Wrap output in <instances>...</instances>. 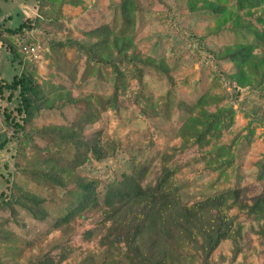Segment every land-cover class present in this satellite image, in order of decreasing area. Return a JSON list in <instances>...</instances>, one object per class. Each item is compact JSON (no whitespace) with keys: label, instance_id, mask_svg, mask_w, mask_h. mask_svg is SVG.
<instances>
[{"label":"rangeland","instance_id":"obj_1","mask_svg":"<svg viewBox=\"0 0 264 264\" xmlns=\"http://www.w3.org/2000/svg\"><path fill=\"white\" fill-rule=\"evenodd\" d=\"M26 1L32 5L30 9L24 8L29 17H25L12 1L1 3L5 13L16 8L10 27L17 28L21 23L28 26L12 39L25 59L37 65L38 81L46 89L54 90L59 85L67 87L74 97L83 99L80 106L84 111L79 112L78 108L69 105L43 110L34 120L33 129L42 133L47 142L61 139L53 129L59 125H74L87 134L102 130L106 137L120 142L121 149L115 157L102 162L92 161L80 169L84 176L101 179L99 190L103 191L108 183L123 173H130L132 158L141 159L158 170L161 154L169 151L171 146L181 145V138L176 134L188 125L189 112L178 103L193 106L203 94L210 93L216 96L209 106L210 111L233 105L236 114L232 124L224 120L221 136L212 137L210 145L204 148L192 145L176 155L174 161L180 168L176 182L181 188L183 202L192 204L214 193L217 188L234 185L243 188L242 198L248 202L264 193V181L256 178V163L264 154V3L259 0H247L241 4L238 0H137L135 26L126 32L132 36L131 51L143 58L163 60L174 83L172 85L161 71L146 68L144 94L139 100L140 86L136 79L128 78L120 84L123 85L119 91L120 110L101 112L103 97L110 96L113 91L108 74L110 69H103V77L99 78L100 68L96 65L91 74L81 80L86 67L85 57H80L75 47H63L61 42L68 38L87 41L86 33L92 29L101 25H120L119 15L111 5L121 0H83L81 6L62 0L53 3ZM213 3L221 5L224 10L212 12L210 5ZM0 30L4 31L1 25ZM239 44L255 46L251 58L222 60L218 57L226 48ZM25 46L37 47L38 57L24 53ZM249 59L251 65H246ZM0 64L3 66L1 80L11 82L13 76L22 71V66L5 47L0 52ZM243 65H246L251 86H237L230 78ZM74 68L77 72L73 80ZM170 89L174 107L168 109L162 97ZM9 95L7 91L4 98L0 97V142L9 140L0 150V202L8 197L12 184L27 182L25 188L37 192V186L27 181L15 164L20 155L22 131L7 122L4 114H9L18 123H22L23 116L17 111L20 104L18 92L12 99H8ZM95 115L98 121L89 126L90 117ZM251 117L256 119L252 124L255 134L250 142L247 138L240 140L235 149L237 160L227 170L229 179L218 183V171H208L205 158L218 145L230 143L235 134L242 132L245 135ZM187 131L195 137L197 129L187 127ZM25 143L31 152L34 144L44 147L46 142L35 136L27 137ZM74 200L75 197L69 195L63 199L55 197L46 206L55 218L58 211L66 204H73ZM16 209V217H12L9 210H0V222L5 221L7 230L32 244V248L25 249L20 264H29L32 257L47 252L58 259L61 234L53 229V220L48 218L40 222L21 207ZM230 214L237 216L243 227L242 252L232 264H264V239L254 233L264 220L237 209L231 210ZM97 221L98 217L78 227L77 234L64 245L67 258L58 264H93L103 258L104 248L99 245V240L104 230ZM89 229H93V235L85 240L84 232ZM233 248L231 240L223 241L213 253L211 264H231Z\"/></svg>","mask_w":264,"mask_h":264},{"label":"trees","instance_id":"obj_2","mask_svg":"<svg viewBox=\"0 0 264 264\" xmlns=\"http://www.w3.org/2000/svg\"><path fill=\"white\" fill-rule=\"evenodd\" d=\"M45 1L53 3L58 0ZM244 1L247 0H238L240 4ZM259 1L264 3V0ZM62 2L73 6L84 4L83 0ZM111 7L119 15L120 25H101L88 31L86 35L89 41L68 38L61 42L63 47H75L78 55L85 57L86 67L81 80L86 79L96 65L100 68L99 78L103 77V69H110L108 74L113 91L110 96L103 97L101 112L120 110L119 91L123 86L120 84L128 78L137 80L140 86L137 95L139 100L144 94L146 68L161 71L172 85L174 83L170 69L163 60L143 58L139 53L131 51L132 36L126 32L133 30L135 26L137 0H121ZM210 8L215 13L224 10L217 3L211 4ZM40 20L38 18L39 22ZM27 27L26 23H22L17 28L0 30L2 47L22 66L21 73L14 75L11 82L0 80V97L4 98L9 91L8 99H12L18 92L20 104L17 111L23 116L22 123L16 122L7 113L4 115L7 122L22 131L20 155L15 164L22 176L37 186V192L25 188L27 182L12 184L8 197L0 202V210H9L11 216L16 217V207H21L34 220L43 222L51 218L53 229L61 234L58 259L47 252L32 257L29 264H58L65 260L68 254L64 245L77 234L79 226L96 217L98 225L104 230L99 240L104 253L103 258L96 263L93 261V264H211L213 253L225 240H231L234 245L231 264L236 261L242 252L240 241L243 227L237 216L230 212L237 209L264 220V193L248 202L242 198L243 188L234 185L217 188L214 193L192 204H185L181 188L176 182V174L180 168L174 161L178 152L185 151L189 146L204 148L210 145L212 137H220L224 120H228L230 124L234 122V106L210 111L209 106L216 97L210 93L203 94L193 106L179 102L178 106L189 112L188 125L176 134L177 138H181V145L171 146V152L165 150L161 154L158 170L141 159L132 158L130 173H123L101 191V179L84 176L80 169L92 161L102 162L115 157L120 152V142L106 137L102 130L87 134L74 125L53 126L54 132L61 139L47 142L42 133L33 129L34 120L43 110L61 109L69 105L78 108L79 112L84 111L80 106L83 99L74 97L67 87L59 85L54 90L46 89L38 81L37 65L25 59L12 39ZM257 35L260 38L259 33ZM254 47L252 44H239L234 48H226L218 57L222 60L251 58ZM247 64L251 65V59ZM243 66L230 78L237 86H251V79ZM76 72L74 68L71 74L73 80L76 79ZM262 75L264 76V72ZM162 99L168 109L174 107L171 89ZM255 120L251 117L245 128V135L239 132L230 143L218 145L207 154L206 169L218 171V183L229 179L227 170L237 160L236 146L242 138L251 141L255 134V128L252 127ZM97 121V115L90 117L89 126ZM187 127L197 129L195 137L189 134ZM35 136L44 140L45 146L34 144L29 152L25 142L27 137ZM8 141L5 139L0 142V150ZM256 165V178L264 181V154ZM67 195L75 197L74 203L66 204L53 218L46 203L53 201L55 197L63 199ZM5 223L0 222V264H20L25 249L32 248V244L7 230ZM254 233L264 239V224ZM92 235L93 229L85 231V240H89Z\"/></svg>","mask_w":264,"mask_h":264},{"label":"crops","instance_id":"obj_3","mask_svg":"<svg viewBox=\"0 0 264 264\" xmlns=\"http://www.w3.org/2000/svg\"><path fill=\"white\" fill-rule=\"evenodd\" d=\"M2 1H7V2H10L12 1L11 3H13L15 5V7H17L21 13H24V16H28L27 13L25 12L24 8H28L30 9L32 7L31 4H28L26 3L27 1L26 0H0V25L2 26V28H12L10 27V25L12 24L13 22V15L15 14V11H16V8L12 11H7L6 13L3 11V8L1 6V3ZM20 14V13H18ZM22 24V23H21ZM2 44L0 42V52L2 50ZM3 71V66L2 64H0V72L2 73ZM1 80V79H0Z\"/></svg>","mask_w":264,"mask_h":264},{"label":"built area","instance_id":"obj_4","mask_svg":"<svg viewBox=\"0 0 264 264\" xmlns=\"http://www.w3.org/2000/svg\"><path fill=\"white\" fill-rule=\"evenodd\" d=\"M23 52L28 54V55L33 56L34 58L38 57V55H37V52H38L37 51V47H35V46H25L23 48Z\"/></svg>","mask_w":264,"mask_h":264}]
</instances>
